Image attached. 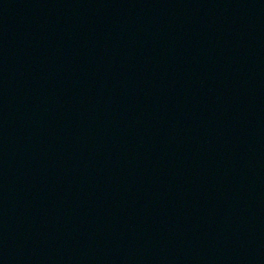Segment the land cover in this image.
I'll use <instances>...</instances> for the list:
<instances>
[{"label": "water", "instance_id": "95a60500", "mask_svg": "<svg viewBox=\"0 0 264 264\" xmlns=\"http://www.w3.org/2000/svg\"><path fill=\"white\" fill-rule=\"evenodd\" d=\"M0 264H264V0H0Z\"/></svg>", "mask_w": 264, "mask_h": 264}]
</instances>
